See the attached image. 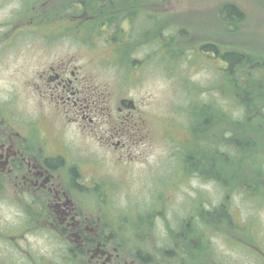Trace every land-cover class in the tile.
Masks as SVG:
<instances>
[{"label":"flooded vegetation","instance_id":"af4514ba","mask_svg":"<svg viewBox=\"0 0 264 264\" xmlns=\"http://www.w3.org/2000/svg\"><path fill=\"white\" fill-rule=\"evenodd\" d=\"M7 1L0 0L3 14ZM117 1L14 0L20 10L0 15V67L12 55L29 64L25 84L17 87L24 86L21 99L33 105L27 119L15 111L19 92L0 99V203L13 205L22 222L20 234L12 236L16 245L25 235L42 234L65 252L56 262L26 250L20 262L0 256V264H219L213 242L225 234L215 232L213 213L202 215L196 196L190 204L181 201L182 211L167 210L176 203L174 190L199 178L198 154L186 150L189 135L181 139L165 131L181 149L182 163L165 192L159 188L155 197L140 201L150 207L139 210L128 194L118 204L115 195L141 174L150 175L148 105L123 93L111 96L71 57L55 56L60 53L53 43L69 34L96 42L109 27L106 37L116 44L117 28L133 22L136 11L134 0H127L118 14ZM147 14L149 9L141 19ZM122 203L125 209H119ZM0 237L6 234L0 231Z\"/></svg>","mask_w":264,"mask_h":264},{"label":"rangeland","instance_id":"374dc122","mask_svg":"<svg viewBox=\"0 0 264 264\" xmlns=\"http://www.w3.org/2000/svg\"><path fill=\"white\" fill-rule=\"evenodd\" d=\"M126 1H117L118 14L123 12L121 8L126 7ZM133 2V10H136L134 20L117 28L116 44L106 37L105 30L109 32V27L102 29L96 42L90 39L83 42L69 34L53 43V50L60 53L55 56L71 57L82 66L90 82L102 85L111 96L123 93L138 103L148 105L151 121L150 175L141 174L138 181L131 182V186L113 199L117 198L120 204V198L128 194L135 197L139 210H146L147 205L150 207V202H141L149 196L155 197L159 188L165 192L175 178V170L178 177L179 164L182 163L181 149L168 141L165 131H174L181 139H187L189 135L186 150L195 149L199 155L194 164L199 178L176 188L173 192L176 203L167 210L182 211L181 201L190 204L196 196L201 214L212 212L215 232L225 234L223 239L215 237L213 242L217 262L264 264V258L260 256L262 252L264 257V91L259 99L260 108H254L246 117L243 104L233 102L232 82L226 81V85H221L219 69L226 63L212 51L207 53L201 49L209 44L218 46L221 54L230 50L254 52L261 58L259 66L262 67L258 68V75H264V0ZM7 3L11 4L0 15L9 18L19 4L14 0ZM223 5L238 8L242 18L232 22L221 14ZM146 9H149V14L146 19H141ZM126 34L130 35L128 40L124 39ZM18 58L22 57L12 55L0 67V99H7L14 91L19 92L20 102L16 103L15 111L31 119L32 102L21 99L26 90L24 86L17 87L25 84L29 64ZM238 82L243 83L240 79ZM13 84L14 90L11 91ZM262 85L264 89V82ZM217 111L228 116L216 120ZM165 124H173L174 127ZM247 129H251V134H244ZM232 138L243 142L246 148L235 151L240 147L232 142ZM204 156L212 160L210 164L213 167L207 164ZM199 158L204 159L202 164ZM210 170L226 181H221L222 184L212 179L208 176ZM167 194L170 198L172 193ZM119 207L126 208L123 203ZM11 208L13 205L9 203H0V231L6 234V237H0V256L7 262L16 263L27 250L32 256L44 257L45 260L57 262L62 259L63 249L50 244L42 234H28L25 240L18 239L22 249L19 248L12 236L20 234L22 222L14 216ZM238 224L243 226L242 229ZM240 239L242 246H239ZM244 245L258 248L260 253L252 251L253 254Z\"/></svg>","mask_w":264,"mask_h":264},{"label":"trees","instance_id":"16d2710c","mask_svg":"<svg viewBox=\"0 0 264 264\" xmlns=\"http://www.w3.org/2000/svg\"><path fill=\"white\" fill-rule=\"evenodd\" d=\"M220 12L222 15L228 17L232 22L236 21V19L242 18V13L239 11V9L232 5H223ZM201 49L207 53L212 51L214 55L221 58V60L224 63H226L225 67L223 66L221 69H219V73L221 75V81H222L221 85L223 84L226 85V81L232 82L230 84V86L232 87L230 88V92L232 94L233 102L243 104L242 106H243L244 115L247 117V114H249V112L252 111L254 108L259 109L261 105L259 99L263 95L262 92L264 91L262 85V83L264 82V75H258L257 72L258 68L262 67L259 66V61L261 60L260 56L255 55L254 52L231 51V50L221 54V52H219L218 46L209 45V44L202 46ZM239 79L243 81L242 84L238 82ZM259 82L262 83L260 85H255V86L252 85L253 83H259ZM216 113L218 114L216 115V120L219 117L226 118L228 116L226 113L221 111H217ZM259 115L261 116V114ZM217 123L215 124V126H218ZM244 134H251V129H247V131H245ZM235 138L231 139L232 142L236 143L240 147L235 151L244 150L246 147H244L243 142H241L240 140H236ZM204 157L205 160H207V164H210V162H212V160L209 157L208 159L206 158V156ZM199 162L200 164H202L204 162V159L199 158ZM210 165L213 167L212 164ZM201 174L203 175L205 173H201ZM208 176H210L212 179H215L220 183H222L221 181L224 182L226 181L224 177H222L218 173L215 174L212 173L211 170L208 172Z\"/></svg>","mask_w":264,"mask_h":264}]
</instances>
